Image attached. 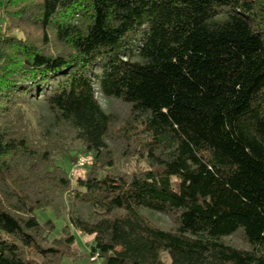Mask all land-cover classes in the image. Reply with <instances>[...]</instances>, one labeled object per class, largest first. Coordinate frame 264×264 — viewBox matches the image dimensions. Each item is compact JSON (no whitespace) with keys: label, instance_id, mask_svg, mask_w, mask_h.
Listing matches in <instances>:
<instances>
[{"label":"trees","instance_id":"1","mask_svg":"<svg viewBox=\"0 0 264 264\" xmlns=\"http://www.w3.org/2000/svg\"><path fill=\"white\" fill-rule=\"evenodd\" d=\"M263 26L259 0H3L0 264L72 253L70 224L50 240L38 221L46 208L68 209L103 264H264ZM99 97L141 121L147 169L119 170ZM32 100L93 155L76 187L33 136ZM238 232L249 249L227 242Z\"/></svg>","mask_w":264,"mask_h":264},{"label":"rangeland","instance_id":"2","mask_svg":"<svg viewBox=\"0 0 264 264\" xmlns=\"http://www.w3.org/2000/svg\"><path fill=\"white\" fill-rule=\"evenodd\" d=\"M2 2L3 0H0V6ZM259 2L260 5H264V0H259ZM13 34L22 36L17 30H14ZM99 100L106 112L113 118V127L108 144L120 159L118 163L119 170L132 172L138 169H147V163L137 153V149L139 151L142 149L141 145L144 146L142 143H146V134L143 132L141 121L130 117V108L127 104L119 100L102 97H99ZM24 111L33 136L41 142L50 141L49 143L55 144V150L58 152L57 165L71 171L70 178L73 186L76 187L77 179L85 178L87 174L86 168L74 169L70 160L71 156H77L78 158L79 155L89 154L83 153L84 148L81 141L73 133L69 134L63 131L66 125L59 123L41 100H32L24 107ZM128 140L134 142L132 158L129 154H126ZM67 210L62 213L64 217H58L52 208L39 209L35 212L41 224L51 221L53 229L50 232V240L59 238L66 224L71 225V232L75 235L76 241L71 247L72 253L63 257L60 264H103L98 256L94 257L91 254L95 237L80 232L75 223L67 216ZM149 217L166 229L175 227V221L171 216L152 213L149 214ZM227 242L239 249H249L241 232L227 238ZM164 260L170 263L167 255H164Z\"/></svg>","mask_w":264,"mask_h":264},{"label":"built area","instance_id":"3","mask_svg":"<svg viewBox=\"0 0 264 264\" xmlns=\"http://www.w3.org/2000/svg\"><path fill=\"white\" fill-rule=\"evenodd\" d=\"M94 163V157L92 154H82L77 158V162L74 166V169H85L87 167H91ZM97 257V256H96Z\"/></svg>","mask_w":264,"mask_h":264}]
</instances>
